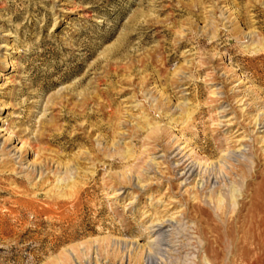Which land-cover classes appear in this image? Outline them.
Returning <instances> with one entry per match:
<instances>
[{
  "label": "rangeland",
  "instance_id": "374dc122",
  "mask_svg": "<svg viewBox=\"0 0 264 264\" xmlns=\"http://www.w3.org/2000/svg\"><path fill=\"white\" fill-rule=\"evenodd\" d=\"M0 264H264V0H0Z\"/></svg>",
  "mask_w": 264,
  "mask_h": 264
}]
</instances>
